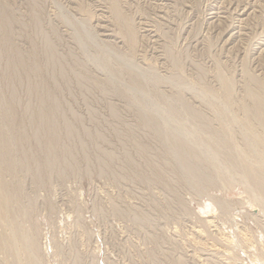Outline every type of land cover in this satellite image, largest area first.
<instances>
[{"label": "rangeland", "instance_id": "374dc122", "mask_svg": "<svg viewBox=\"0 0 264 264\" xmlns=\"http://www.w3.org/2000/svg\"><path fill=\"white\" fill-rule=\"evenodd\" d=\"M247 74L264 0H0V264H264Z\"/></svg>", "mask_w": 264, "mask_h": 264}, {"label": "bare ground", "instance_id": "6f19581e", "mask_svg": "<svg viewBox=\"0 0 264 264\" xmlns=\"http://www.w3.org/2000/svg\"><path fill=\"white\" fill-rule=\"evenodd\" d=\"M9 68H10V65H9ZM225 77L220 76V81H221L223 89L225 90L227 100L229 102H232V101H230L233 98L232 81L230 79L225 78ZM247 79L249 80V82L252 86L246 93V100H248L251 108H249V109L245 108L244 114L248 117L249 124H248L247 132L249 135H251V138L253 139L252 141L254 142V144H253L254 151L258 157V161L256 163L257 165H253L252 163L248 164L247 173L252 178V180H253L255 186L257 187V189L259 190L261 196H263V198H264V162L262 159L264 157V81L261 80L260 78L256 77V76H253L250 74H247ZM245 122L246 121H244V123ZM252 123L253 124L256 123V125H258L262 128V130H263L262 134H258L257 132H255V125H253ZM0 160H1V158H0ZM249 161H250V159L248 160V162ZM1 185H0V203L4 204L6 206L8 201H9V199H8L9 197L6 198V194H5L4 189ZM13 227H15V225H13ZM11 230L12 229H10V231ZM11 232L12 233H10L8 235L6 234L5 236L0 238V244L4 248H6L9 252L12 253L15 250V244L20 237V235H19L20 230L17 227H15V228H13V231H11Z\"/></svg>", "mask_w": 264, "mask_h": 264}]
</instances>
